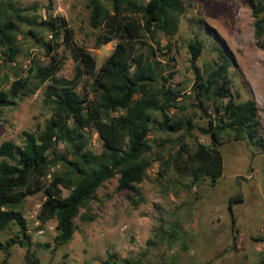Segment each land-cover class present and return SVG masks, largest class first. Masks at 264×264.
Returning <instances> with one entry per match:
<instances>
[{"label": "trees", "instance_id": "1", "mask_svg": "<svg viewBox=\"0 0 264 264\" xmlns=\"http://www.w3.org/2000/svg\"><path fill=\"white\" fill-rule=\"evenodd\" d=\"M248 5L252 35L264 53V2L249 0ZM86 6L89 26L98 29L94 44L116 40L98 67L86 49L72 42V31L62 16L41 19L38 14H30L35 11L33 6L20 7L13 0H0V62L15 61L19 53L17 34L31 39L47 56L43 63L30 61L24 70L14 72L12 79L6 75L0 78V114L4 107L32 93L44 82L48 84L43 102L50 112L37 134L22 132L21 144L0 143V232L10 226L17 228L13 237L0 242L5 254L0 264H10L6 257L12 245L25 248L27 264H37L29 252L23 216L27 196L43 193L36 219L40 224L53 219V243L63 244L71 239L75 229L73 218L79 208L86 205L103 181L116 176V189L129 191L131 197L137 193L135 184L142 180L151 162L158 159L161 166L169 160L172 170L189 177L192 183L207 177L212 184L222 170L218 151L221 132L230 130L234 138H240L245 132L249 140L260 144L255 136V104L251 100H236L239 94L231 89L226 50L217 46L214 64L202 74L195 64L202 47L196 35L186 47L193 73L191 89L196 106L206 117L205 125L197 129L208 136V143L197 141L191 132L195 126L190 118L179 119L167 114L166 110L175 106L179 95L165 87L173 72L162 76L153 51L136 54L133 49L138 46L133 44L147 34L160 49L156 34L168 37L176 31L177 17L184 11L181 0H88ZM43 32H48L49 39H43ZM59 38L69 46L75 61L73 74L68 78L57 75L64 60L55 50L60 44ZM77 85L80 92L76 90ZM209 98L212 99L210 106ZM209 107L211 112H207ZM153 124L165 134H175L177 146L165 159L166 163L159 153L150 156L147 136ZM90 130L100 141L98 152L88 147ZM185 135L193 138L192 149L184 141ZM57 144L63 145L64 154L55 151ZM56 163L62 169L48 172ZM61 187L67 190L65 195L61 194ZM238 200L240 197L228 198V210ZM79 216L91 219L85 213ZM114 258L113 253L109 254L103 264H142L130 258L119 262ZM255 264H264V257Z\"/></svg>", "mask_w": 264, "mask_h": 264}, {"label": "rangeland", "instance_id": "2", "mask_svg": "<svg viewBox=\"0 0 264 264\" xmlns=\"http://www.w3.org/2000/svg\"><path fill=\"white\" fill-rule=\"evenodd\" d=\"M87 1L13 0L20 7L33 6L35 11L30 14H38L41 19L62 16L72 31V42L86 49L98 67L116 40L94 44L98 29L89 26ZM248 1L181 0L184 11L177 17L176 31L168 37L156 34L160 49L144 34L134 42L138 47L133 51L139 54L151 49L154 60L159 62L161 75L166 77L167 72H173L165 87L179 95L175 106L166 112L174 118H190L195 126L192 134L198 142L207 144L208 136L197 129L205 125L206 117L196 106L191 89L193 73L186 45L195 35L200 39L202 47L195 64L202 74L214 64L215 48L223 47L230 60L231 89L239 94L236 100H251L255 104V136L260 144L249 140L245 132L240 138H234L230 130L221 132L220 176L212 184L207 177L192 183L189 177L175 173L169 160L165 162L177 146L175 134H165L153 124L147 136L150 156L159 153L166 164L161 166L158 159L153 160L142 180L135 184L137 193L131 197L129 191L116 189V176L103 181L73 218L75 229L68 242L53 243V219L41 224L37 221L35 214L44 197L41 191L24 199L29 252L37 259V264H103L111 253L117 262L130 258L142 264H255L264 257V53L252 35ZM42 37L49 39L48 32H43ZM15 39L19 53L14 62H0V78L6 75L12 79L13 73L24 70L30 61L43 63L47 60L44 52L28 37L17 34ZM59 41L55 50L64 60L57 75L68 78L73 74L75 61L69 46L61 38ZM166 46L170 48L168 51ZM47 84H40L32 93L3 108L0 143L21 144L23 131L37 134L43 128L50 113L43 102ZM76 90L80 92L79 85ZM211 101L209 98V106ZM211 109L209 107L207 112ZM153 114L159 118L157 112ZM88 134L89 149L98 152L100 141L96 133L90 130ZM184 137L192 149L193 138ZM55 151L65 152L62 144H57ZM52 169L61 170L62 166L56 163L48 172ZM66 193L61 187V194ZM230 197H240V200L233 201L228 210ZM82 213L91 219H81ZM16 230L15 226H10L1 231L0 242L13 237ZM8 251L7 263L27 264L24 247L12 245ZM3 257L5 254L0 249V260Z\"/></svg>", "mask_w": 264, "mask_h": 264}]
</instances>
